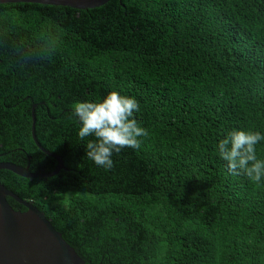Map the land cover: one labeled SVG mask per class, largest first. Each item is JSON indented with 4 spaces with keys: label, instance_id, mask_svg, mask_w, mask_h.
<instances>
[{
    "label": "trees",
    "instance_id": "trees-1",
    "mask_svg": "<svg viewBox=\"0 0 264 264\" xmlns=\"http://www.w3.org/2000/svg\"><path fill=\"white\" fill-rule=\"evenodd\" d=\"M111 91L138 101L148 135L106 170L86 157L95 138L79 139L72 105ZM32 116L63 168L0 170V184L84 264H264V179L232 174L217 151L233 129L264 135V0L0 4V163L49 173Z\"/></svg>",
    "mask_w": 264,
    "mask_h": 264
},
{
    "label": "clouds",
    "instance_id": "clouds-1",
    "mask_svg": "<svg viewBox=\"0 0 264 264\" xmlns=\"http://www.w3.org/2000/svg\"><path fill=\"white\" fill-rule=\"evenodd\" d=\"M140 110L138 101L133 97L109 92L98 102H76L72 114L78 119L80 140L92 136L86 145V157L95 165L111 170L114 166L113 153L123 148L138 149L141 137L148 131L140 126L134 114ZM264 141L259 131L231 130L217 144L221 159L227 162L232 174H245L250 181L259 183L264 179V159H259L256 146Z\"/></svg>",
    "mask_w": 264,
    "mask_h": 264
},
{
    "label": "water",
    "instance_id": "water-1",
    "mask_svg": "<svg viewBox=\"0 0 264 264\" xmlns=\"http://www.w3.org/2000/svg\"><path fill=\"white\" fill-rule=\"evenodd\" d=\"M108 1L110 0H0V4L32 3L85 10L100 7ZM31 137L38 149L57 161L56 168L49 173L35 174L26 167L1 162L0 170H7L28 179L56 175L63 168L61 157L44 150L37 142L33 116ZM7 197L15 200L25 208V211L14 210L9 205ZM0 264H84V262L42 211L0 184Z\"/></svg>",
    "mask_w": 264,
    "mask_h": 264
}]
</instances>
